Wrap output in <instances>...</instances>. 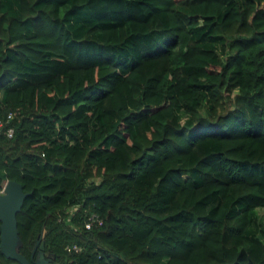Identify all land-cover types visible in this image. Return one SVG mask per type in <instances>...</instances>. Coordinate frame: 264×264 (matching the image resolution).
<instances>
[{
  "label": "trees",
  "instance_id": "16d2710c",
  "mask_svg": "<svg viewBox=\"0 0 264 264\" xmlns=\"http://www.w3.org/2000/svg\"><path fill=\"white\" fill-rule=\"evenodd\" d=\"M0 119L29 264H264V0H0Z\"/></svg>",
  "mask_w": 264,
  "mask_h": 264
},
{
  "label": "water",
  "instance_id": "95a60500",
  "mask_svg": "<svg viewBox=\"0 0 264 264\" xmlns=\"http://www.w3.org/2000/svg\"><path fill=\"white\" fill-rule=\"evenodd\" d=\"M25 195L20 184L13 180H6L0 192V253L20 264H29L25 257L17 251L19 238L15 218ZM39 249L38 255H41L45 264L42 243L39 244ZM33 264H39L38 260H34Z\"/></svg>",
  "mask_w": 264,
  "mask_h": 264
},
{
  "label": "built area",
  "instance_id": "2783aa9c",
  "mask_svg": "<svg viewBox=\"0 0 264 264\" xmlns=\"http://www.w3.org/2000/svg\"><path fill=\"white\" fill-rule=\"evenodd\" d=\"M9 117H10V112H8L6 114V118H9ZM2 125H3V120L0 119V128L2 127ZM5 133H6L7 136H11L12 135L11 128L7 127L6 130H5ZM1 188H0V192H1ZM73 210L70 211V214L72 213ZM99 223H100V219L97 217V215L94 214V213H90L88 215L86 221L84 222V227L85 228H89L91 225L99 224ZM68 249H76V248L74 246H71V248L68 247Z\"/></svg>",
  "mask_w": 264,
  "mask_h": 264
},
{
  "label": "rangeland",
  "instance_id": "374dc122",
  "mask_svg": "<svg viewBox=\"0 0 264 264\" xmlns=\"http://www.w3.org/2000/svg\"><path fill=\"white\" fill-rule=\"evenodd\" d=\"M76 14H78V13H76ZM194 42H195L196 44H198V45H203L204 42H205V40L203 39V37H202L200 34H198V35L196 36V38L194 39ZM263 216H264V207H262V208H257V210H255V214H254V217H255V224H256V222L258 223V225L261 224V223H262V218H263ZM253 232H254L255 234L258 233V232H257V229H256L255 226H254ZM37 260H38V263H39V264H44V262H43L42 259H41V255H38V256H37Z\"/></svg>",
  "mask_w": 264,
  "mask_h": 264
}]
</instances>
